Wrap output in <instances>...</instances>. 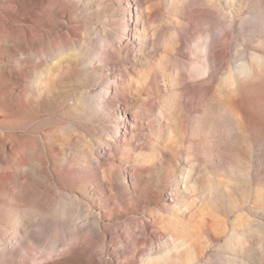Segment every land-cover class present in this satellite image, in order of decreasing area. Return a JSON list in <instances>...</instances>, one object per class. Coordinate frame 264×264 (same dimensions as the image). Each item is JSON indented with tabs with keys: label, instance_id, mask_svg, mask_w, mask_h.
<instances>
[{
	"label": "rangeland",
	"instance_id": "374dc122",
	"mask_svg": "<svg viewBox=\"0 0 264 264\" xmlns=\"http://www.w3.org/2000/svg\"><path fill=\"white\" fill-rule=\"evenodd\" d=\"M0 264H264V0H0Z\"/></svg>",
	"mask_w": 264,
	"mask_h": 264
},
{
	"label": "bare ground",
	"instance_id": "6f19581e",
	"mask_svg": "<svg viewBox=\"0 0 264 264\" xmlns=\"http://www.w3.org/2000/svg\"><path fill=\"white\" fill-rule=\"evenodd\" d=\"M27 241H28V235H24V237L21 239L18 245H16L14 248H11L8 250L7 254L8 256L13 259L17 250L22 248H27Z\"/></svg>",
	"mask_w": 264,
	"mask_h": 264
}]
</instances>
